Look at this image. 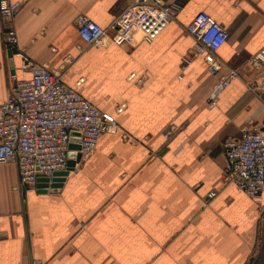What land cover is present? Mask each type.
Segmentation results:
<instances>
[{
	"label": "crops",
	"instance_id": "crops-1",
	"mask_svg": "<svg viewBox=\"0 0 264 264\" xmlns=\"http://www.w3.org/2000/svg\"><path fill=\"white\" fill-rule=\"evenodd\" d=\"M11 1L20 5L12 21L0 17V100L29 76L23 53L118 129L53 190H24L16 164L0 163V264H264V188L252 198L222 178L223 141L262 117L264 62L250 58L264 46V0H165L176 10L157 38L104 46L85 44L75 18L108 28L129 0ZM200 11L229 32L216 74L185 31ZM229 69L236 77L210 105Z\"/></svg>",
	"mask_w": 264,
	"mask_h": 264
},
{
	"label": "built area",
	"instance_id": "built-area-1",
	"mask_svg": "<svg viewBox=\"0 0 264 264\" xmlns=\"http://www.w3.org/2000/svg\"><path fill=\"white\" fill-rule=\"evenodd\" d=\"M19 5L16 1L0 0V17L12 21ZM175 10L176 6L165 0H129L108 28L84 15L77 16L74 23L81 40L90 46L132 44L136 33L140 41L151 42L174 18ZM185 31L194 40V54L205 57L208 72L216 74L221 70L216 52L227 40L228 30L200 11L185 25ZM3 40L15 48L17 39L12 27L4 32ZM20 56L21 68L29 76L17 81L9 96L0 100V163L16 164L18 183L24 190L37 191L38 178L46 177L44 188L49 191L53 173L67 168L69 152L80 154L77 160L73 157L71 170L76 171L80 160L93 152L98 138L103 133L116 132L118 123L112 113L97 108L66 85L58 72L23 53ZM250 60L260 66L264 62V46ZM236 75L234 69H229L219 77L208 97L210 105L215 104L219 92ZM253 85L249 83L254 91ZM258 97L263 104L261 121L243 126L238 138L223 141L226 161L222 178L252 198L264 188V92ZM70 144L79 148L73 150ZM214 194L210 191L208 197Z\"/></svg>",
	"mask_w": 264,
	"mask_h": 264
},
{
	"label": "water",
	"instance_id": "water-1",
	"mask_svg": "<svg viewBox=\"0 0 264 264\" xmlns=\"http://www.w3.org/2000/svg\"><path fill=\"white\" fill-rule=\"evenodd\" d=\"M15 52H16V49L14 47H9L7 50L8 55H12ZM69 147L73 150L79 148L77 144H70ZM74 156L76 157V160H77L79 159L80 154L79 153L75 154L73 151L69 152V159L67 160V168L65 170L56 171L53 173V176L50 182V187H52L51 190L61 186L64 180V177L68 174V171L71 170L75 164V160L73 159ZM38 180H39V183H38L37 191L46 192V189L44 187L47 186L48 178L39 177Z\"/></svg>",
	"mask_w": 264,
	"mask_h": 264
},
{
	"label": "rangeland",
	"instance_id": "rangeland-1",
	"mask_svg": "<svg viewBox=\"0 0 264 264\" xmlns=\"http://www.w3.org/2000/svg\"><path fill=\"white\" fill-rule=\"evenodd\" d=\"M263 233H264V231H263Z\"/></svg>",
	"mask_w": 264,
	"mask_h": 264
}]
</instances>
